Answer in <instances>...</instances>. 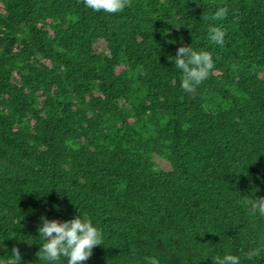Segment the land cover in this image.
<instances>
[{"label":"trees","instance_id":"1","mask_svg":"<svg viewBox=\"0 0 264 264\" xmlns=\"http://www.w3.org/2000/svg\"><path fill=\"white\" fill-rule=\"evenodd\" d=\"M224 6L221 47L202 14ZM182 45L214 61L195 95L168 60ZM261 196L264 0H0V264L13 246L49 264L41 217L77 215L104 238L83 264H264V217L241 204Z\"/></svg>","mask_w":264,"mask_h":264},{"label":"clouds","instance_id":"2","mask_svg":"<svg viewBox=\"0 0 264 264\" xmlns=\"http://www.w3.org/2000/svg\"><path fill=\"white\" fill-rule=\"evenodd\" d=\"M82 2L94 12L103 11L108 14L120 13L131 5V0H82ZM228 12L229 8L224 6L219 7L214 14H202V20L212 22L208 26V37L221 47L224 45L226 33L214 22L223 21ZM168 60L174 62L175 69L181 70L180 86L191 95H195L197 87L209 77L214 68L212 54L209 51L197 52L190 45L180 46L175 56H168ZM241 204L251 215L258 213L264 217V196L243 199ZM41 221L42 225L38 226L37 231L44 242L36 256L49 264L58 261L62 256L67 258V264H83L93 255L94 247L103 245L102 231L86 216L82 218L81 215H77L66 221L42 216ZM260 251L250 249L244 254V258L252 260L260 255ZM21 259L19 248L13 246L10 258L5 264H20ZM212 260L214 264H242L241 257L232 254L215 256ZM151 264H156V261L153 259Z\"/></svg>","mask_w":264,"mask_h":264},{"label":"rangeland","instance_id":"3","mask_svg":"<svg viewBox=\"0 0 264 264\" xmlns=\"http://www.w3.org/2000/svg\"><path fill=\"white\" fill-rule=\"evenodd\" d=\"M93 49L96 52H104V53L106 52L104 43L102 41H100V40H97V41L94 42ZM153 160H154V162H156V164L158 165V167L161 170H168L169 169V166H168L167 162L162 160V159H160L159 157H154Z\"/></svg>","mask_w":264,"mask_h":264}]
</instances>
